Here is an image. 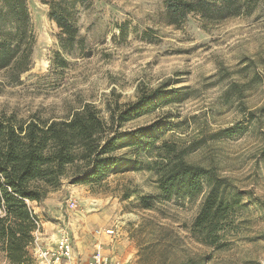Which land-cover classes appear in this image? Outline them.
I'll use <instances>...</instances> for the list:
<instances>
[{
  "label": "rangeland",
  "instance_id": "1",
  "mask_svg": "<svg viewBox=\"0 0 264 264\" xmlns=\"http://www.w3.org/2000/svg\"><path fill=\"white\" fill-rule=\"evenodd\" d=\"M27 2L35 36L32 66L17 84L0 71V120L60 119L86 104L108 119L109 108L134 103L140 90L164 83L189 88L187 101L161 105L125 128L167 119L174 127L161 140L204 141L187 161L214 168L243 192L242 208L218 249L190 233L204 195L164 200L147 170L119 172L93 185L64 180L43 202H28L39 221L48 223L43 245L53 246L65 226L83 263L101 242L123 264H184L191 258L200 264H264V0L220 23L192 14L179 26L165 23L164 0H90L78 9L82 42L71 54L59 45L60 30L48 6ZM235 84L245 93H231L227 101ZM229 128L237 134L211 140ZM70 201L77 204L74 210ZM112 228L115 238L96 236ZM0 264H6L1 252Z\"/></svg>",
  "mask_w": 264,
  "mask_h": 264
},
{
  "label": "trees",
  "instance_id": "2",
  "mask_svg": "<svg viewBox=\"0 0 264 264\" xmlns=\"http://www.w3.org/2000/svg\"><path fill=\"white\" fill-rule=\"evenodd\" d=\"M42 1L60 30L62 51L74 53L82 42L78 9L89 5L90 0ZM253 1L164 0V21L179 26L190 15L199 14L205 21L220 23L249 11ZM34 45L27 0H0V71L10 74L12 84L29 72ZM61 63L66 66L64 60ZM242 88L239 84L229 88L227 101L231 93L242 97ZM191 96L189 88L175 89L164 83L154 90H140L134 103L109 108L108 119L97 107L86 104L60 119L0 120V252L6 264H34L31 249L39 218L28 202H43L64 180L72 185H93L127 171L153 173L164 200H195L204 195L190 233L205 246L222 248L223 236L242 208L243 192L214 168L187 161V156L201 148L204 141L186 145L161 140V135L174 127L167 119L147 127L125 128L161 105L180 104ZM254 116L251 112L250 120ZM234 134L237 129L229 128L210 138L227 139ZM148 155H152L150 161L146 160ZM142 200L147 208L152 207L147 199ZM199 261L191 258L184 264Z\"/></svg>",
  "mask_w": 264,
  "mask_h": 264
},
{
  "label": "built area",
  "instance_id": "3",
  "mask_svg": "<svg viewBox=\"0 0 264 264\" xmlns=\"http://www.w3.org/2000/svg\"><path fill=\"white\" fill-rule=\"evenodd\" d=\"M76 202L70 201L68 207L71 210L76 208ZM38 231L35 234V242L31 249L32 256L37 264H123L121 261H114L105 252L103 244L97 242L94 252L85 263L79 262L76 256L74 240L67 227H60L58 230V239L53 246H44L41 239L42 223H37ZM96 236L115 238L116 230H98Z\"/></svg>",
  "mask_w": 264,
  "mask_h": 264
},
{
  "label": "crops",
  "instance_id": "4",
  "mask_svg": "<svg viewBox=\"0 0 264 264\" xmlns=\"http://www.w3.org/2000/svg\"><path fill=\"white\" fill-rule=\"evenodd\" d=\"M33 203H36L37 204V202H33ZM48 223H45V222H42V233H41V239L40 240H44V236L45 235H47L48 234V231L46 230V225H47ZM43 243V242H42Z\"/></svg>",
  "mask_w": 264,
  "mask_h": 264
}]
</instances>
